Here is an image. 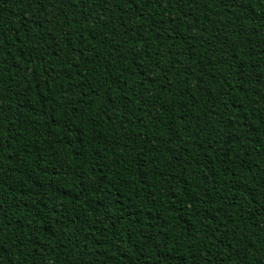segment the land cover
I'll return each instance as SVG.
<instances>
[{
    "label": "trees",
    "instance_id": "16d2710c",
    "mask_svg": "<svg viewBox=\"0 0 264 264\" xmlns=\"http://www.w3.org/2000/svg\"><path fill=\"white\" fill-rule=\"evenodd\" d=\"M0 264H264V0H0Z\"/></svg>",
    "mask_w": 264,
    "mask_h": 264
}]
</instances>
